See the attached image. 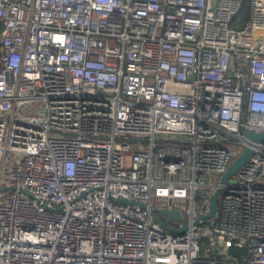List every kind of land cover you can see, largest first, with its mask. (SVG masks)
Masks as SVG:
<instances>
[{
  "label": "built area",
  "instance_id": "obj_1",
  "mask_svg": "<svg viewBox=\"0 0 264 264\" xmlns=\"http://www.w3.org/2000/svg\"><path fill=\"white\" fill-rule=\"evenodd\" d=\"M0 23V264H264V140L247 137L264 0H0Z\"/></svg>",
  "mask_w": 264,
  "mask_h": 264
},
{
  "label": "water",
  "instance_id": "obj_2",
  "mask_svg": "<svg viewBox=\"0 0 264 264\" xmlns=\"http://www.w3.org/2000/svg\"><path fill=\"white\" fill-rule=\"evenodd\" d=\"M247 137L249 138L250 141L253 142H259L261 140H264V133L262 132H248ZM253 149L251 147H247L245 150L242 151V153L238 156L237 159H235V162L227 169V171L224 172V174L221 176V183L225 184L228 181L229 177L234 176L239 168L245 164L249 157L252 155ZM220 188H217L214 193L210 196V211L206 214L203 215L202 217L205 219L212 218L215 213L217 212V197L220 193ZM123 203H126L124 200H120ZM161 214L163 215L164 218H167L169 220H174V221H182L184 222V226L181 229H176L170 226L166 221L164 222L162 218H160L154 211L155 218L158 220V222L166 229L177 231V232H183L187 226H188V221L186 218L182 217L180 212L177 210L173 211H160ZM248 248L246 245L244 246H236L232 245L228 247L227 249V254H230L233 257H236L237 259L241 260V258H244L247 255Z\"/></svg>",
  "mask_w": 264,
  "mask_h": 264
},
{
  "label": "trees",
  "instance_id": "obj_3",
  "mask_svg": "<svg viewBox=\"0 0 264 264\" xmlns=\"http://www.w3.org/2000/svg\"><path fill=\"white\" fill-rule=\"evenodd\" d=\"M250 9H249V3L246 2L243 7V11L240 14L239 20H236L235 23H233V27L243 25L249 18ZM2 37V25L0 23V39Z\"/></svg>",
  "mask_w": 264,
  "mask_h": 264
},
{
  "label": "rangeland",
  "instance_id": "obj_4",
  "mask_svg": "<svg viewBox=\"0 0 264 264\" xmlns=\"http://www.w3.org/2000/svg\"><path fill=\"white\" fill-rule=\"evenodd\" d=\"M237 179H235L234 177L230 178V183H236Z\"/></svg>",
  "mask_w": 264,
  "mask_h": 264
}]
</instances>
